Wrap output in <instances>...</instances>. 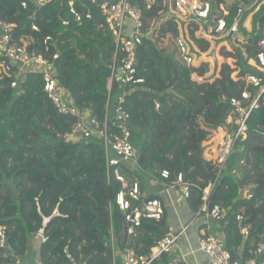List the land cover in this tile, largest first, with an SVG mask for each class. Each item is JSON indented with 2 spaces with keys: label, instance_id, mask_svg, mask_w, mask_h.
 Masks as SVG:
<instances>
[{
  "label": "trees",
  "instance_id": "16d2710c",
  "mask_svg": "<svg viewBox=\"0 0 264 264\" xmlns=\"http://www.w3.org/2000/svg\"><path fill=\"white\" fill-rule=\"evenodd\" d=\"M21 1L0 0V19L14 24L13 42L48 57L58 55L54 77L78 109L103 119L109 102V129L116 131L111 110L124 93L130 140L133 135L139 140L131 172L140 185V201L159 198L146 194L151 179L169 182L181 173L189 185L185 200L195 213L204 189L214 184L210 214H222L216 223L233 259L243 260L249 248L264 243V91L262 84L256 87L248 80L250 74H261L255 57L261 50L264 0H233L229 7L228 26L236 20L247 36L240 46L232 36H206L209 21L192 19L191 0H132L148 27L136 53L144 83L133 87L121 84L119 70L110 80L115 43L99 9L88 0L93 19L81 24L62 0L26 8ZM207 1L210 18L222 1ZM249 14L246 31L243 19ZM46 36L52 40L45 41ZM178 42L184 43L190 64L182 59ZM242 92L250 99L258 96V107L217 175L225 119L233 115L229 100ZM71 123L46 97L38 73L15 75L0 64V226L6 237L0 264H115V250L122 259L127 248L145 255L166 234L163 215L159 221L142 218L130 239L124 213L115 204L121 182L114 177L106 181L103 139H70ZM162 171L168 172L167 179ZM239 214L242 220H236ZM239 224L246 235L240 234ZM169 260L166 255L156 264Z\"/></svg>",
  "mask_w": 264,
  "mask_h": 264
},
{
  "label": "built area",
  "instance_id": "2783aa9c",
  "mask_svg": "<svg viewBox=\"0 0 264 264\" xmlns=\"http://www.w3.org/2000/svg\"><path fill=\"white\" fill-rule=\"evenodd\" d=\"M54 0H22L21 6L26 8L28 5L42 6ZM61 1V0H60ZM73 16L77 24H81L84 19L92 20L93 13L87 7L84 0H62ZM91 4L99 9L103 16V28L109 33L115 43L114 61L112 66L111 77L119 70L117 76L121 84L127 87H133L144 83V78L139 74L136 61L138 47L142 43V36L148 27L143 10L133 4L132 0H88ZM185 3L186 0H179ZM81 5L85 12L77 7ZM190 14L195 20H208L205 35L213 38H224L233 36L239 32L238 22L234 21L228 26L226 19L222 16H211V3L207 0L189 1ZM150 6H148L149 8ZM14 24L7 23L0 19V64L4 65L6 71L15 75L22 73H38L41 76L43 91L49 101L59 114L72 118L69 128L68 137L87 138L92 135H99L103 139L105 150V170L106 181L109 182L112 177L121 182V188L115 195V204L124 213V219L127 227L126 231L130 239L136 235V230L141 224L142 218L154 219L159 221L164 215V206L160 198H149L139 200L140 185L136 179L128 180L127 173L122 169L127 162L136 163V150L130 140V130L127 125L128 114L125 111L124 93L117 98V103L111 110L113 126L116 131L109 129L108 108L109 102L105 106V116L98 119L89 115L87 110H80L71 102L68 93L59 86L57 79L54 77L55 60L57 54L48 57L34 49H28L12 40V31ZM31 28L37 30L35 23L31 22ZM260 39L257 45L261 50L256 54L255 61L261 74H250L248 80L253 86H260L264 91V23L260 26ZM52 40L51 36H46L45 41ZM182 59L186 64H190L191 57L186 54V47L183 42H178ZM115 64V66H114ZM15 77V76H14ZM16 82L13 80L11 86L15 87ZM258 96L253 99L249 98L247 92H242L239 97H231L229 103L233 110V115L226 119V133L222 144L217 150V164L219 167L217 175L226 165L237 139L243 135L247 129V120L251 111L258 107ZM154 108L159 109L160 103L157 99L152 101ZM117 122V124L115 123ZM112 123V124H113ZM161 176L168 178V172L162 171ZM165 185L171 188H178L184 198L189 196V185L182 180L181 173L177 174L175 179L166 182ZM214 184H209L201 197V204L194 213L191 222L199 215H207L205 227L198 237V246L201 251L207 255L206 264H264V243H260L247 250L246 257L242 259H233L226 245L220 237L208 231V203L211 190ZM252 195L248 194L247 198ZM138 201L139 204H135ZM215 220L221 219L222 214H213ZM242 215H236V220H242ZM226 223L222 225L225 226ZM0 226V247L4 248L6 237ZM187 226L176 229L168 226L166 234L152 246L145 255L137 254L133 248H127L123 254V264H156L163 256L172 254L178 245L182 235L187 230ZM247 229L241 227V234L246 235ZM18 263V262H17Z\"/></svg>",
  "mask_w": 264,
  "mask_h": 264
},
{
  "label": "crops",
  "instance_id": "0c3cea01",
  "mask_svg": "<svg viewBox=\"0 0 264 264\" xmlns=\"http://www.w3.org/2000/svg\"><path fill=\"white\" fill-rule=\"evenodd\" d=\"M243 42L246 41L243 40ZM122 167V169L125 171H132L136 168V163L127 162ZM128 180L130 179L128 178ZM165 183L166 182L162 180L159 181L156 179H151L146 188V194L159 196L163 202L164 217L168 226H172L176 229H180L183 226L188 227L184 235H182L176 250L172 254L167 255L170 259L168 264H178L179 262H183L185 264H206L207 255L199 249L198 237L204 230L207 215L203 213V216L199 215L193 222H191L194 213L192 212L185 198L181 195L180 190L178 188L167 187ZM208 214L210 215L209 219H207L209 226L208 231L212 234L214 233L218 235L221 241L225 243L224 232L222 228H220L216 223V220L211 217L213 214ZM210 219L212 220L210 221ZM239 231L241 234V226ZM179 248L182 250L181 254L178 253ZM25 258L28 260L29 255L26 254Z\"/></svg>",
  "mask_w": 264,
  "mask_h": 264
},
{
  "label": "rangeland",
  "instance_id": "374dc122",
  "mask_svg": "<svg viewBox=\"0 0 264 264\" xmlns=\"http://www.w3.org/2000/svg\"><path fill=\"white\" fill-rule=\"evenodd\" d=\"M220 1H222V3H219L218 4V2H215L216 3V5H217V7H216V15H218V17L219 16H222V17H224L225 19H226V17L229 15V12H230V10H229V7L233 4V0H220ZM244 7V6H243ZM247 8V7H246ZM245 8V9H246ZM251 15L249 14V15H246L245 17H244V21H243V27H244V29L246 30V31H249L250 30V28H251ZM236 21V20H235ZM243 40L244 41H247V36L239 29V32L238 33H236V34H234L233 36H232V42L233 43H237L239 46L241 45V42L240 41H242L243 42ZM71 42L73 43V45L74 46H77V44H76V39L74 38V37H72L71 38ZM111 84H110V81H108V87L110 86ZM158 100V99H157ZM128 123V122H127ZM131 143L133 144V146L137 149L138 148V145H139V140H138V138L135 136V135H133L132 137H131ZM132 163V162H131ZM126 172H127V177L131 180L132 178H135L134 177V174L131 172V171H128V170H126ZM140 172V171H139ZM212 219H210V221H211ZM178 244H179V242H178ZM178 246V245H177ZM34 247V246H33ZM28 253H30L31 255H33L34 254V252L32 253V252H28ZM178 253H182V250H181V248H179L178 249ZM115 255H114V257H115V264H123V261H122V258H121V256H120V254H119V252H118V250H115V253H114ZM30 260H32V261H34V259H30Z\"/></svg>",
  "mask_w": 264,
  "mask_h": 264
},
{
  "label": "water",
  "instance_id": "95a60500",
  "mask_svg": "<svg viewBox=\"0 0 264 264\" xmlns=\"http://www.w3.org/2000/svg\"><path fill=\"white\" fill-rule=\"evenodd\" d=\"M203 23L205 24L206 21H203ZM112 115H114V111L112 112ZM213 200H214V195H211L209 199L208 207H207L208 213H211L212 206H213Z\"/></svg>",
  "mask_w": 264,
  "mask_h": 264
}]
</instances>
